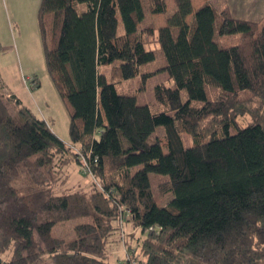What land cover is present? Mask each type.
<instances>
[{"label":"trees","instance_id":"trees-1","mask_svg":"<svg viewBox=\"0 0 264 264\" xmlns=\"http://www.w3.org/2000/svg\"><path fill=\"white\" fill-rule=\"evenodd\" d=\"M173 1L156 50L141 30L143 0L41 1L45 63L70 108V145L0 83V264H133L126 253L121 263L107 260L122 247L120 206L130 211L125 228L138 229L125 237L128 250L137 242V264H264V18ZM145 2L149 13L165 14L166 0ZM217 34H238L239 44L221 47ZM159 52L166 65L145 72ZM159 72L174 86L155 87L156 108L120 92ZM82 156L103 190L93 182L63 188L61 168L81 169ZM152 174L164 176L161 199L173 194L163 207ZM85 218L71 239L52 231Z\"/></svg>","mask_w":264,"mask_h":264},{"label":"rangeland","instance_id":"rangeland-1","mask_svg":"<svg viewBox=\"0 0 264 264\" xmlns=\"http://www.w3.org/2000/svg\"><path fill=\"white\" fill-rule=\"evenodd\" d=\"M166 1L167 9L165 14L153 15L148 12L146 2L145 0H143L146 9L145 13L147 15L144 22L142 23L141 30L143 31V34L145 33V41L147 42L146 47L148 49H157L155 32L157 29L166 25L167 16L173 14L176 8L175 1ZM78 10L79 12L86 11L87 5L80 4L78 6ZM34 16L35 15L33 13L31 15H23V18L25 19L27 25H30V21L32 20L31 18H33L34 21ZM4 17L6 22H8V26L10 27L11 31L9 40L3 39L0 41V83L2 85L1 87H3L4 94H9V92L7 91L14 92V94L20 99L21 108H28L35 116L37 115L48 120L53 128L56 127L55 129L58 131L57 133L63 138V141H65L67 144H70L68 129L69 123L68 118H66V108L63 107V99L56 90L55 85H53L50 74H48L42 41H40V44H37L33 39H18L17 35L15 34L17 26L15 27L14 23H16V20L13 18V16L11 18L7 13H5ZM151 30L154 31L153 36L151 34ZM237 35L238 34L220 37L217 34L215 39L221 47L235 46L236 44H239L240 41V36ZM164 65H166V60L163 57L162 52H159L157 54L156 61L152 62V64H147L144 70L145 72H154L157 71V68H161ZM104 70L106 71L108 69H100V71L102 72H105ZM158 84H166L172 87L174 86V82L172 80H169V75L166 72H159L150 78H146L145 81L143 80L141 75L136 76L135 79L126 81L120 92L137 96V102L140 105L150 104L153 106V108H156L158 103L156 101L154 91L155 87ZM207 92L209 99L214 98L217 93L216 90H210L209 92L208 88ZM183 98L186 99L184 92ZM14 100L17 104V99L14 98ZM15 103L13 102V105L10 104L11 109L15 107ZM193 105L200 107L203 105V103L194 101ZM50 115L57 118L55 126L54 122L49 117ZM249 120L250 116L238 118V122H240V125L242 126H245L247 123H249ZM65 128L67 129V137H65L62 132V130ZM231 131L233 132L234 129H232ZM163 133L164 128H158L155 134L152 136L151 142H154L156 136H160ZM183 135L185 146L192 147L194 145L193 137L188 134ZM164 151L167 153V148L164 147ZM61 170L62 173L61 175H59V181L64 185L63 188L71 190H78L79 188L89 190L91 188V178L81 172V169L77 163L71 162V164H69L68 166L62 167ZM150 180L153 184L154 192L157 195V204H159V206L161 207L168 204V202L173 198V194L169 193L161 199L157 190L158 185L162 182V180H164V176L152 174L150 176ZM85 221L86 218L82 220L64 222L63 224L54 226L52 231L56 236L60 238L71 239L74 237V225L83 223ZM140 238L141 239L139 240V242L142 241V237ZM136 247L137 242L134 241L133 247L131 249L135 250L134 256L138 257L139 250ZM121 249L123 250L122 247ZM123 252L125 251L123 250ZM8 257L4 256V259H8ZM130 258L132 259V257ZM44 264L48 263L45 262Z\"/></svg>","mask_w":264,"mask_h":264},{"label":"crops","instance_id":"crops-1","mask_svg":"<svg viewBox=\"0 0 264 264\" xmlns=\"http://www.w3.org/2000/svg\"><path fill=\"white\" fill-rule=\"evenodd\" d=\"M41 1L42 0H0V41L3 39L9 40L10 38V27L8 26V22H6L4 17L5 13H7L11 18L13 16V18L16 20V23L14 24L15 27L17 26L16 30L18 31H16L15 29L14 30L18 39H33L37 44H40L41 33L39 29L37 14L40 8L39 6L41 4ZM210 3L213 4L219 11H222V9L224 8H228L232 16L239 19L258 21L264 18V0H199V3L198 0H194L193 7L195 10H197L199 9V7ZM32 13L35 15V19L33 21V18H31L32 20L30 21V25H27L25 19L23 18V15H31ZM7 92H9V94L13 95L18 101H20V99L14 94V92ZM62 104L63 107L66 108V118H68V123L70 124V108L66 106L63 100ZM49 117L52 119L55 126L57 118L52 115H50ZM55 128L51 126V129L63 141V138L57 133L58 131ZM62 132L65 137H67V129H63ZM127 229L129 233H136L138 231V229H134L131 224L128 225ZM124 258L125 252H123L120 247L117 250H113V252H111L107 257V260L108 262L110 261L112 263H121L124 261Z\"/></svg>","mask_w":264,"mask_h":264},{"label":"built area","instance_id":"built-area-1","mask_svg":"<svg viewBox=\"0 0 264 264\" xmlns=\"http://www.w3.org/2000/svg\"><path fill=\"white\" fill-rule=\"evenodd\" d=\"M7 97H10L9 94H7ZM73 149L75 151H77L76 148L73 147ZM79 153V151H77ZM81 161L83 162V166H81V172L88 175L90 178H91V181L93 183H96L99 187V189L103 190V185L97 181L95 175H93V173L91 172L90 168H89V164L88 162H86V159L82 156L81 157ZM119 226L121 228V239H123L122 241V248L123 250L125 251V253L127 254L128 258L131 259L130 257H132V254L135 253V250H128V247L125 243V237L127 235V232H126V228H125V225H126V222L128 220V218L130 217V211L128 209L125 208V206H120V213H119ZM135 255V254H134ZM131 261L133 262V264H137L138 261L134 260L133 258L131 259Z\"/></svg>","mask_w":264,"mask_h":264}]
</instances>
